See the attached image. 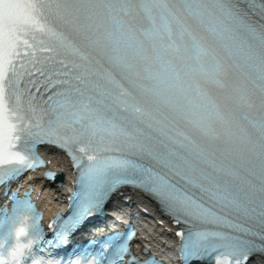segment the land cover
Returning <instances> with one entry per match:
<instances>
[{"label": "snow or ice", "instance_id": "snow-or-ice-1", "mask_svg": "<svg viewBox=\"0 0 264 264\" xmlns=\"http://www.w3.org/2000/svg\"><path fill=\"white\" fill-rule=\"evenodd\" d=\"M38 143L78 172L65 242L132 185L193 225L177 233L185 264H241L257 250L245 237L264 241V23L238 0H0V184L35 166ZM133 235L92 264H123Z\"/></svg>", "mask_w": 264, "mask_h": 264}, {"label": "bare ground", "instance_id": "bare-ground-1", "mask_svg": "<svg viewBox=\"0 0 264 264\" xmlns=\"http://www.w3.org/2000/svg\"><path fill=\"white\" fill-rule=\"evenodd\" d=\"M56 193H58L57 191H55Z\"/></svg>", "mask_w": 264, "mask_h": 264}]
</instances>
